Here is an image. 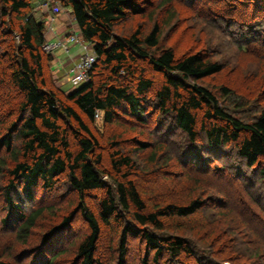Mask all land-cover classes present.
Returning a JSON list of instances; mask_svg holds the SVG:
<instances>
[{"label": "trees", "instance_id": "16d2710c", "mask_svg": "<svg viewBox=\"0 0 264 264\" xmlns=\"http://www.w3.org/2000/svg\"><path fill=\"white\" fill-rule=\"evenodd\" d=\"M215 1L227 11L229 22L242 21L250 35L257 34V43L246 37L251 49L264 46V0H234L237 6L229 0ZM54 2L71 12L78 34L92 46L97 62L88 82L66 94L55 84L54 56L44 48L46 25L36 17L35 0H0V155L3 150L9 154L0 158V172L5 174L1 192L8 211L3 222L12 214L17 216L18 237L27 240L45 208L27 215L19 201L34 203L37 188L51 190L64 179L75 196V209L45 233L44 248L80 216L89 232L75 246L79 264H102L97 255L105 227L117 237L112 251L118 254V264H126L130 236L143 242L153 264L230 260L224 254L217 257L198 250L185 230L186 224L197 222L208 203L220 202L216 190L205 197L201 181L191 179L187 191L164 185L154 192L157 199L151 198L153 193L141 181L158 172L155 165L166 154L164 146L125 139L126 132L121 130L101 135L95 125L102 116L106 128H123L126 120L146 126L156 114L152 108L158 111L159 122L172 120L189 143L199 145V157L202 151L221 155L231 151L247 169L259 171L264 181V107L257 108L258 97L240 94L229 85H222L217 95L202 85L224 74L225 66L203 50L190 49L179 56L174 49L163 48L159 22L148 33L138 28L129 35L116 34L121 23L146 14L147 1ZM204 5L214 4L205 1ZM240 10L260 21L248 23ZM158 124L164 128L167 123ZM132 142L137 147L130 146ZM146 150L150 160L140 167L134 156ZM167 161L166 157L164 167ZM105 176L112 182L105 181ZM95 192L102 195L93 208L87 200ZM260 223L264 232V221ZM263 247L255 246L248 256L263 259ZM60 255L56 253L47 263L55 264ZM0 264L11 262L0 260Z\"/></svg>", "mask_w": 264, "mask_h": 264}, {"label": "rangeland", "instance_id": "374dc122", "mask_svg": "<svg viewBox=\"0 0 264 264\" xmlns=\"http://www.w3.org/2000/svg\"><path fill=\"white\" fill-rule=\"evenodd\" d=\"M144 1L148 3L145 6L146 14L121 23L115 30L116 34L129 35L138 28L148 33L154 23L159 22L163 28L161 42L163 48H172L179 56L190 49L203 50L210 58L225 66L224 74L202 81V85L217 95L222 85H229L240 94H254L258 97L257 108L264 107V46H261L259 50L248 46L250 41L255 43L259 41L256 39L257 34L250 35V29L242 24V21H238L240 24L229 22L227 11L215 0H171L170 3H165L166 0ZM205 1L214 5L206 6ZM229 2L235 6L238 5L234 0ZM243 11L239 12L246 13ZM245 16L248 18V23L260 21L256 20L251 13L247 12ZM246 37L249 38L248 44ZM253 45H255L254 42ZM46 46L51 48L50 45ZM83 53L80 45L70 50L71 57ZM64 54L60 56L64 57ZM68 73L65 72V78ZM66 90H72V86L68 85ZM149 110L155 111L156 114L146 126H135V122L126 120L122 122L123 128L112 126L106 128L102 116L97 118L95 126L101 135L118 134L121 130V133L126 132L125 139L135 138L153 145L164 146L166 154H161L164 156H159V161L155 165L158 172L148 177L149 180L141 181L145 189L153 193L151 198L157 199L158 196L154 192L157 193L159 188L162 190L164 185L176 190L183 188L187 191V186L192 187L191 179L201 181L199 186L204 190L205 197H211L216 190L215 193L220 202L208 203L210 206L198 215L197 222L192 224L181 222L189 223V225L186 224L189 228L185 230L193 246L210 255L215 254L218 257L224 254L226 258H231L225 260L223 264H264V258L260 260L251 255L248 256V253L254 251L255 246L261 248L264 245V232L261 231L260 223L264 221V181L261 180L259 171L247 169L244 163L242 165L231 154V151H223L222 155L220 153L206 154L202 151L203 157H199L198 150L201 149L199 145L197 148L189 143L187 138L175 129L172 120H162L167 124L161 128L158 124L162 123V121L159 122L158 111L152 108ZM132 128L135 129L131 130ZM132 144L134 143L132 142L130 146L137 147ZM201 145H204L203 141ZM167 154L169 156H166ZM7 156L9 154L3 150L0 158ZM149 156L150 150H146L134 157L140 167H145L150 160ZM165 156L168 158L166 162L168 164L164 167L162 164ZM4 180L5 174L0 172V260L9 261L11 264H36L37 262L46 264L56 253H61L55 264H79L75 255V246L89 232L88 226L80 216L67 230L54 237L45 248L41 246L45 233L73 208L75 209L73 207L75 196L65 180L62 179L51 190L37 188L34 192V203L25 199L19 201L23 204L22 207L27 215L34 209L45 208L42 218L25 241L18 237L17 231L20 224L17 216L12 214L7 223L3 222L8 214L7 204L1 192ZM104 180L112 182L107 176ZM101 195L102 192H95L87 200L88 203L93 208L96 207V198H100ZM104 229L97 258L102 264H118V254L116 256L112 251V246H117V237L110 228ZM145 260L147 264H153L152 256L147 257L145 254L143 242L130 236L126 264H144ZM186 260L192 261L191 258ZM162 264H184V261L172 263L169 260H163Z\"/></svg>", "mask_w": 264, "mask_h": 264}, {"label": "crops", "instance_id": "0c3cea01", "mask_svg": "<svg viewBox=\"0 0 264 264\" xmlns=\"http://www.w3.org/2000/svg\"><path fill=\"white\" fill-rule=\"evenodd\" d=\"M35 3L36 17L44 21L46 25V45H50L52 48L51 52L54 56L53 73L56 84L58 88L71 94L77 90V87L79 88V85L73 84L70 77L67 76L65 78V72L68 73L70 71L74 64L78 62L81 55L71 57L70 50L76 45L72 44L68 46L66 40L71 33L78 34L79 29L74 22L71 12L62 9L54 0H35ZM62 53L66 55L64 54V57H61ZM68 85L72 86V90H66Z\"/></svg>", "mask_w": 264, "mask_h": 264}, {"label": "built area", "instance_id": "2783aa9c", "mask_svg": "<svg viewBox=\"0 0 264 264\" xmlns=\"http://www.w3.org/2000/svg\"><path fill=\"white\" fill-rule=\"evenodd\" d=\"M66 44L69 45H80L84 53L79 58L78 62L70 69L68 76L70 77L71 82L75 85H82L89 80V74L97 62V56L92 49V46L86 44L82 37L77 33H71L67 40ZM66 45V47H67ZM46 50L52 49L49 46L44 47Z\"/></svg>", "mask_w": 264, "mask_h": 264}]
</instances>
